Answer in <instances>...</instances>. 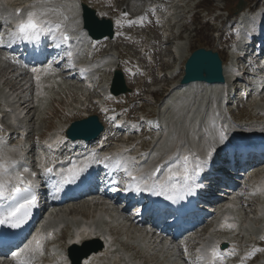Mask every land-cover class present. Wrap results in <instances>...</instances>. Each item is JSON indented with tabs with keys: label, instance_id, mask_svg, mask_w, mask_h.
Returning <instances> with one entry per match:
<instances>
[{
	"label": "rangeland",
	"instance_id": "374dc122",
	"mask_svg": "<svg viewBox=\"0 0 264 264\" xmlns=\"http://www.w3.org/2000/svg\"><path fill=\"white\" fill-rule=\"evenodd\" d=\"M90 1L92 0H84L85 3L87 2L86 4L93 5L96 12L98 11L100 14L104 15L106 18L116 20L120 17V12H119L120 8H122L123 10L122 12H130L131 7L133 8L136 6V4H141L149 0H141V3H137L136 1L134 3V0H131V2L129 0H121V1H118L117 3L113 2L117 5H121L120 8H116L115 6H112V3H110V8H105V5H102V8H100L97 4H91ZM106 1L111 2L112 0H106ZM199 1H202V0H191V1L184 0V2H188L186 4V9H185V10H188L187 12H185V10L183 12H178L179 10H181V8L179 7L176 9L177 11L175 13V16L177 17V16L182 15V18L179 19V21L178 19L175 20L177 21V23L174 25L173 34H175V31L178 29V25L189 21V18L194 12V8L197 2ZM235 1L238 2L239 0H232V3H234ZM247 1L250 3L251 1H254V0H247ZM260 1L261 0H259V2ZM127 3H129V5ZM206 3H208L207 6L209 10L211 9V7L214 6L215 10L219 11L216 14L212 12V15L210 16L211 17L210 19L212 20L213 18L217 16V18L215 19V25L212 28L211 34L206 35L204 32L202 33L199 32V35H198L196 32L200 31L199 28L197 27V25L199 24L196 23L194 32H193L192 26H190L187 29V33L189 34V37L198 35L201 37V43L198 44L196 41H194V38L188 41L182 40V43H179V44L175 43L174 46H176V49L174 51H175L176 59H172V56L170 55L165 56L164 53L161 54V49H159L160 44L158 43L159 41L156 39V33H158V30L155 28V25L148 26L146 28L148 32L154 33L155 36L150 35L148 37L142 38L138 35V33L136 34L137 35L136 37L135 31H125L126 34L131 35V38H132L131 40L128 41V43L129 45H131L133 65L138 64L141 68H144L145 66L150 65V63L147 62L148 57L152 60H155L159 58V55L165 56L164 63H156L158 66L161 67L162 74L160 75L158 74V76L147 75L146 77H139V78H133L127 75L128 86L130 89H132V91L127 96L125 95L126 97L124 98L122 97L116 98L115 102L118 105H127L126 107L121 108V110L123 113L128 114V118H131L132 112L137 111L138 109H140V106H141L143 107V109L141 110L143 113L145 114L150 113L154 119H158L159 126H165L166 124H169L170 119L167 114H164L166 112V109L165 107L161 108V106H162V103L165 97L169 95H175V91L173 88L178 86V79H179L178 73L179 72H177L176 70L178 63H184V61L188 58V56L199 47H202L208 50L218 49L216 46L219 44L217 40H219L220 35L219 34L217 35V30L220 31L221 26L226 23L227 18H228L226 13H224V6L226 5V0H216L214 4L213 2H210V1ZM146 5L147 3L144 6L142 5L138 7V9L141 10V12H143L145 15H147ZM1 14H3L2 9H0V15ZM204 16H205L204 12L198 13V17L201 19L202 23L205 22L203 19ZM192 20L194 21L193 17H192ZM222 31L223 30H221V32ZM135 38H138L139 44L137 42L133 44L132 40H134ZM118 41L120 45H117L116 50H111V51H108L107 53L111 54L112 56H115L116 54L123 51L122 48L126 41H124L123 39H119ZM143 46H146L147 50L149 51V52H146L147 55H143L140 50V48ZM222 57L227 58L225 56V53H222ZM129 60L132 63V60L131 59ZM132 69L136 70V68L134 67H132ZM16 74L17 72H15L14 68L7 67V63H0V115L4 117H6V113L4 111H6V109L8 110L12 109V106L6 103L8 96H7V90H6L5 85L9 86L10 88L13 87L14 84L16 85V78H17ZM161 75H163V78L160 79L159 76ZM135 85H139L140 87V90L138 93L136 91ZM69 87L70 85L66 86V90L64 91H61L63 89L57 88L58 92L57 91L55 93L51 92V98H52L51 101L49 100L46 103V105L43 107H42V103H37L36 105L30 104V103L27 104L26 106L27 109L30 108L31 105L33 107L26 114V123H25L26 130L31 131L30 138H29L30 142H32V139H34L36 135L40 134L39 131L45 130V128L51 130L50 132H52L53 130H56V129L59 130V128H61L62 125L65 123L69 125L70 123H73L74 121L84 118L87 114L88 115L94 114L96 116H99L96 110V107L92 105H90L88 109H85L84 111L80 112L77 108L81 104L80 102L82 98L81 94L76 92L75 89L70 90ZM62 88H64V86ZM53 90L55 89L53 88ZM208 94L211 95V93H208ZM151 95L153 97H150ZM263 96H264V93L262 94V97ZM155 99L160 101L159 105L154 104ZM77 100H78V103H75L74 101H77ZM206 100H208V98H206ZM57 103H59L61 107L55 108V106H57ZM263 103L264 101H262L261 97H259L257 98V102H255L253 106H251L250 104H247L243 110L238 112V116L242 118V122H244V124H261V123L264 124V119L258 117V113L262 109ZM116 104L110 103L111 106H115ZM52 109L54 110L51 111ZM4 121H5V118H4ZM29 141L28 143H30ZM140 143L141 144L147 143V140L141 139ZM132 236L135 237L134 233H132ZM160 246H158L159 250L161 249L160 251H164V249H162L163 248L162 244ZM56 252H61V253L64 252V247L60 246L59 248L56 249ZM151 256H154L151 258L152 261H150V262H153L152 264H170L169 262H167V258L165 256L162 257L160 253H156ZM153 259H156V261Z\"/></svg>",
	"mask_w": 264,
	"mask_h": 264
},
{
	"label": "snow or ice",
	"instance_id": "6c2138e0",
	"mask_svg": "<svg viewBox=\"0 0 264 264\" xmlns=\"http://www.w3.org/2000/svg\"><path fill=\"white\" fill-rule=\"evenodd\" d=\"M52 4V0H34L33 4L29 5L31 10L27 11L26 14L22 16L21 10L17 9L16 15L18 17L15 24L14 31L11 32V43L20 41L27 44H39L42 38L51 37L55 42V47H60L61 44L67 45L71 40L72 36L69 31L65 28L63 21H67L68 17L63 16L62 21L53 22L51 17H61L62 13L60 7H49ZM127 15V13H124ZM74 30V29H73ZM69 60L73 57V52L68 50L66 52ZM33 73H38L41 69L33 67L31 69ZM45 73L52 72L53 68L51 64L46 65L43 68ZM85 71L81 69V72ZM38 79V77H37ZM135 127V126H134ZM219 141L223 142L226 138L225 131L223 129L217 130ZM3 138L0 137V144H3ZM11 151H16V149H11ZM215 148H211L207 155L211 157ZM95 156L93 153L91 156L86 157L88 160H92ZM181 163L178 165L179 171L174 172L171 168L169 169V176L166 180L159 185L151 186V190L157 195L171 193L172 195H167L168 199H173L181 194H192V187L189 184L191 179V173L189 170V155H183L182 157H177ZM104 161L113 159L111 157L105 156ZM135 161L132 158L115 159V167L117 169H123L127 176L131 177L133 182H139L144 180L145 177H137L133 172V165ZM88 165L78 166L76 162H71V165L63 169L60 173V182L63 184H70L79 179L80 175L86 171ZM160 168L157 166L154 172L150 175L154 176L156 171ZM136 172H139V168H135ZM195 174H199L201 171L200 164H197L194 169ZM29 172L27 167L22 170H17V161L15 159H8L3 155H0V224H7L10 227L16 228L26 222L27 218L31 215V210L36 206V193L31 186V181H25L24 173ZM53 172V168L45 167L44 174H50ZM36 174L32 173L34 177ZM179 176L181 182L179 184L173 183V178ZM14 181V183H13ZM136 190H139L138 188ZM229 228L235 227L234 225H227ZM51 235V234H49ZM41 237H33V240L25 245V249L21 252L28 250L30 252L40 251L42 248ZM264 239V237H261ZM79 240V237H77ZM32 245H35L32 247ZM187 250L185 249V252ZM223 254L219 252L216 247L211 249L209 256V264H216L218 259H222ZM199 259L203 260L204 257L201 256Z\"/></svg>",
	"mask_w": 264,
	"mask_h": 264
},
{
	"label": "bare ground",
	"instance_id": "6f19581e",
	"mask_svg": "<svg viewBox=\"0 0 264 264\" xmlns=\"http://www.w3.org/2000/svg\"><path fill=\"white\" fill-rule=\"evenodd\" d=\"M19 0H15V5H16V2H18ZM131 2V0H129ZM135 1L137 3H141V0H134V3ZM59 0H57L55 3L58 4ZM66 0H63L62 3H65ZM128 2V1H127ZM61 3V4H62ZM80 3H81V0H80ZM154 7H153V12L154 14L156 15V17H159L158 16V13H161L162 12V9L165 13H168V14H173L172 16V19H169V17H165L162 21L164 23V26L165 27H169L170 24H168V21L170 20L172 22L175 21L177 19V17L175 16V13H176V9L180 6H174V4H170V2L168 0L166 1H163L162 2V7L163 8H160V4H159V0H154ZM76 6H74V8H72L71 6H73V4L69 2H67V7L66 8H62L60 9L63 13L66 12V16L68 17V20L66 21V24H65V28L66 29H69V24L72 25V27H75V24L78 25V30L81 31V33L87 38V35L85 34L84 30L80 28L81 26V21H80V18H79V13L77 12V6H78V3L75 2ZM74 4V5H75ZM138 6V4H137ZM79 10V9H78ZM163 15V14H162ZM99 16V15H98ZM63 17V15H62ZM101 17V16H100ZM140 18L142 19L143 16L142 14H140ZM117 27V25H116ZM54 42V41H53ZM93 54V52H92ZM83 62L82 63H96V62H93V61H90L88 58L84 57L82 58ZM106 67L108 69H112L113 67H115V65L113 64L112 61H106L105 63ZM59 67H54L53 69L55 70V72H57L58 75H60L61 71H59L58 69ZM43 73H45L44 71L41 72L38 76V80L41 81V85L43 86L44 90H45V94L48 96V93L50 92V89L52 87V85L56 86L58 89H63L61 91H64L66 90V86L67 84L65 83V81H63L64 83L60 86H57L55 83H54V79H48L50 76H41ZM104 74H107L108 76L103 78L101 80V86L104 87L106 90L109 88V81H110V74L111 73H104ZM223 74H224V81H226L227 79V72H226V69L224 67L223 69ZM26 75L27 73H25V75H23V79H26ZM17 80V79H16ZM52 81V82H51ZM51 82V84H50ZM29 83V81H28ZM49 85V87H46ZM64 86V88H62ZM13 87L15 88L16 85L14 84ZM22 87V86H21ZM199 87L200 89H198L195 85H191V86H187V87H184L183 89L180 88L181 91H178L177 94H179V97H180V101L181 103L185 102L193 93H196V92H192V91H195V90H199V92H209L211 93V95H215V91H218L222 85H214V86H204V84H199ZM76 92L79 93L78 90H82V88L80 89L79 86H77L76 88H74ZM78 89V90H77ZM104 90V89H103ZM60 91V93H61ZM210 91H213V92H210ZM83 95V94H82ZM84 96V95H83ZM207 96V94L205 95ZM174 98L173 96H171L169 98V100L166 102L167 104V107L169 105V102L171 101V99ZM214 101V97L213 98H208V100L204 99L202 100V103L203 105L201 104V108L200 110L196 113V116L197 118L199 119V123L203 126V122H204V115H205V112L210 110L212 108V103ZM175 104V103H174ZM81 107L83 105H80ZM56 107H61L59 103H57V106ZM80 107V108H81ZM181 105L178 103V108H180ZM175 105H171L169 107V111L170 113H172L174 115V117L177 119V115L179 113L176 112L175 110ZM54 109H52L51 111H53ZM52 113V112H51ZM182 113H183V116H182ZM185 110L182 112L181 110V114H180V117L178 118V120L176 119H172V117H170V120L169 122L171 123V126L174 127L176 130H178L180 133H182V131L184 130H188V125L190 123V119H188L187 123L186 121L184 120L185 118ZM66 127L63 126V129ZM180 133H174V134H167L168 135V139H167V145L168 146H171V147H175L177 144H178V141L180 140ZM48 135H46L45 137H47ZM193 136H195V134H193ZM48 138V137H47ZM46 138V139H47ZM12 141L15 140L14 137L11 138ZM101 140V137H99V139L97 141H100ZM96 141V142H97ZM22 142V141H20ZM25 145L20 143L19 146L17 147H10V149L8 148V151L12 152L14 155H16V159L19 157V154H23V157H25V159H27V154L25 153ZM11 149H16V151H11ZM3 150V149H2ZM170 148H167V149H163L161 152H165V151H169ZM62 151H61V156H62ZM65 153H68V152H65ZM259 171L258 170H252L250 172L251 175L253 174H257ZM255 199V198H254ZM251 200V198H250ZM245 202H248V199L245 200ZM264 202H262L260 205H263ZM87 207L85 204H76V205H73L71 209L68 210V214L71 216V215H75L77 213L78 210H85L84 208ZM262 210H260L259 212H261ZM221 214V213H220ZM67 215V214H66ZM223 215H229V217H224V221L226 222V232L224 234H221L219 237L223 240H226V241H233L234 239V236H237V235H246L248 234L247 233V230L249 229L248 228V225H242L241 222L242 221H247V218H246V214L242 216V213L238 212L237 214H235L234 212H231V211H228L226 212L225 214H221V216ZM264 216V214H263ZM240 218V219H239ZM57 219V218H56ZM257 217L254 218L253 220H251V223H255L256 222ZM263 224V223H262ZM227 225H234L235 227H232V228H229ZM129 227H126L125 230L127 231V237L128 238H131V239H135V237L132 236V233H139L141 234L142 233V230L137 228L135 225L132 226V224H129L128 225ZM69 230H70V227L69 226H66L65 229H64V232L61 236V238L59 239V241L62 243V244H65L63 243L65 238L67 237L68 233H69ZM101 232V230H100ZM140 241L144 247V249L147 250V244H149L148 242V239L146 238H140ZM245 244L242 245L243 248H245L246 244H247V240L245 239ZM106 242V241H105ZM171 243V242H170ZM43 244V241H41V245ZM161 244V243H160ZM121 246L122 249H119V247ZM134 245H131V247H129V245H126L124 244L123 242H120L118 241V243H112V244H107V242L105 243V246H103L104 250H100V251H96V252H92L91 255L88 257V258H85V260H83L82 264H90L91 263V260L93 258H96V257H100V260H99V264H119L122 260L124 261L125 258L127 257H124V254L125 255H128L126 252L124 251H128V252H132V256L134 259H140L143 257L142 253L140 251H137L135 249H133ZM161 247V246H160ZM162 249H164V251L166 252L169 247H165L163 246L162 244ZM231 248L235 247V245L232 243ZM113 248H116L115 250H113ZM136 248V247H134ZM161 250V249H160ZM70 252V250H69ZM123 252V254L121 253ZM26 254L27 256L29 257H33L35 255V253L33 252H30L28 250H26ZM139 254V255H138ZM1 259H0V263H1ZM96 262V260H95ZM96 264V263H95ZM144 264H149L148 262H144Z\"/></svg>",
	"mask_w": 264,
	"mask_h": 264
},
{
	"label": "water",
	"instance_id": "95a60500",
	"mask_svg": "<svg viewBox=\"0 0 264 264\" xmlns=\"http://www.w3.org/2000/svg\"><path fill=\"white\" fill-rule=\"evenodd\" d=\"M85 27L89 30L93 38L100 39L105 36L112 37L110 21L98 22L94 17V12L84 7ZM206 82L209 84L223 82L221 62L217 56L210 51H197L188 59L185 64V76L182 84L190 82ZM111 91L114 95L127 92L120 74H115ZM78 134L85 139H92L98 136L102 128L95 117L76 123L74 127Z\"/></svg>",
	"mask_w": 264,
	"mask_h": 264
}]
</instances>
